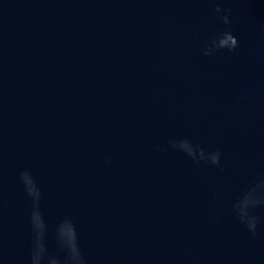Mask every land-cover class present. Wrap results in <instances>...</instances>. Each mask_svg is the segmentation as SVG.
Returning a JSON list of instances; mask_svg holds the SVG:
<instances>
[{
	"label": "water",
	"instance_id": "obj_1",
	"mask_svg": "<svg viewBox=\"0 0 264 264\" xmlns=\"http://www.w3.org/2000/svg\"><path fill=\"white\" fill-rule=\"evenodd\" d=\"M215 2L230 25L213 0H0V264H30L24 171L48 255L69 218L86 264H264V202L255 235L234 208L264 180V0Z\"/></svg>",
	"mask_w": 264,
	"mask_h": 264
},
{
	"label": "clouds",
	"instance_id": "obj_2",
	"mask_svg": "<svg viewBox=\"0 0 264 264\" xmlns=\"http://www.w3.org/2000/svg\"><path fill=\"white\" fill-rule=\"evenodd\" d=\"M213 3L214 7L212 10L217 14L218 19L224 25H230L229 13L231 10L221 8L220 3L215 2V0H213ZM238 46V40L236 36L233 35L231 28L226 27L209 37L207 46L203 49V54L208 56L220 49H226L231 52ZM170 143L173 148L183 151L194 159L198 155L199 159L206 160L213 165L219 163L220 153L218 150L206 155L202 148L193 146L188 140L181 139L179 141H170ZM20 178L24 185L25 192L32 199L33 211L31 213V221L35 229V235L33 248L30 252V264H86L85 257L77 242L75 225L69 218L62 220L57 225L56 229L58 243L62 248L66 249V256L61 259L58 256L46 254V249L41 243L40 230L43 228V224L38 210L41 195L40 190L29 172H21ZM260 192H264V180L256 183L255 186L246 192L234 205L239 221L245 224L249 230L252 231L253 235H255L258 218L249 215V207L264 202L261 199Z\"/></svg>",
	"mask_w": 264,
	"mask_h": 264
}]
</instances>
